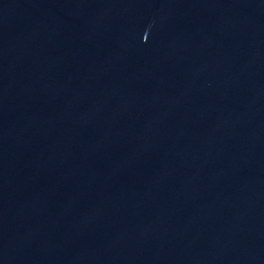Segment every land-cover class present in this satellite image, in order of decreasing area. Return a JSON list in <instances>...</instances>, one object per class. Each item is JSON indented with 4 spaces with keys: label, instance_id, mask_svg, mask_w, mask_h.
Masks as SVG:
<instances>
[{
    "label": "water",
    "instance_id": "obj_1",
    "mask_svg": "<svg viewBox=\"0 0 264 264\" xmlns=\"http://www.w3.org/2000/svg\"><path fill=\"white\" fill-rule=\"evenodd\" d=\"M0 264H264V0H0Z\"/></svg>",
    "mask_w": 264,
    "mask_h": 264
}]
</instances>
